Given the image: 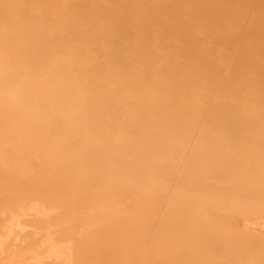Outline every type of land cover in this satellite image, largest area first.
<instances>
[{"label":"bare ground","instance_id":"obj_1","mask_svg":"<svg viewBox=\"0 0 264 264\" xmlns=\"http://www.w3.org/2000/svg\"><path fill=\"white\" fill-rule=\"evenodd\" d=\"M264 0H0V264H264Z\"/></svg>","mask_w":264,"mask_h":264},{"label":"rangeland","instance_id":"obj_2","mask_svg":"<svg viewBox=\"0 0 264 264\" xmlns=\"http://www.w3.org/2000/svg\"><path fill=\"white\" fill-rule=\"evenodd\" d=\"M256 5L258 6V8L260 9V10H262L264 7H263V4H259L257 1H256ZM260 56H262V57H264V55H260Z\"/></svg>","mask_w":264,"mask_h":264}]
</instances>
